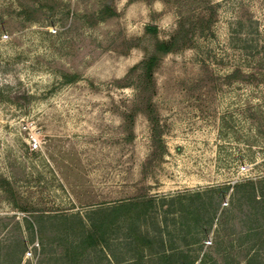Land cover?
Returning <instances> with one entry per match:
<instances>
[{
  "label": "rangeland",
  "instance_id": "obj_1",
  "mask_svg": "<svg viewBox=\"0 0 264 264\" xmlns=\"http://www.w3.org/2000/svg\"><path fill=\"white\" fill-rule=\"evenodd\" d=\"M107 3L118 14L102 17ZM182 20L187 44L154 68L153 139L138 76L118 80L150 49L147 24L168 39ZM236 68L251 78L229 80ZM249 177H264V0H0V264H64L57 238L79 240L75 214L137 200L138 231L161 230L195 264L225 251L243 263L254 216L231 185ZM125 211L78 264L134 261Z\"/></svg>",
  "mask_w": 264,
  "mask_h": 264
},
{
  "label": "trees",
  "instance_id": "obj_2",
  "mask_svg": "<svg viewBox=\"0 0 264 264\" xmlns=\"http://www.w3.org/2000/svg\"><path fill=\"white\" fill-rule=\"evenodd\" d=\"M100 13L102 17L118 14L116 9L109 3L104 4ZM157 31L158 28L156 25L147 24L145 26V32L149 34L152 39L151 47L145 56L140 61L131 65L125 75L118 80L119 84L127 85L132 82L135 75L138 76L139 90L140 92H144L146 94L145 98L143 97L144 102L142 103L140 109L147 113L150 121L152 122L153 139L160 138L158 118L155 115L154 107L151 103V88L154 84V68L162 56L187 44L192 34V28L182 20L180 21L176 31L168 39L160 38L157 35ZM251 76L252 74L243 73L239 68L234 69L228 74L229 80L235 78L248 80ZM122 80H124V83H121ZM231 187V202L234 203V199H236L239 206L240 204L241 206L246 205L248 209H250L248 213L250 214V219H253L254 216V220L251 221V224L247 225L246 230L238 236V240L241 241V243H243L244 240L247 242L245 248L248 251V254L245 255V261L243 263H235V255L226 253L225 251L221 254L219 262L215 257L203 253L197 264H264V257L262 254L264 249V229H261V226L264 223V177H259V179L253 177L244 178L233 183ZM195 194H200V192L196 191ZM152 200H154L153 195L148 196L147 199H144V202H142L147 206V204H153ZM166 200V196L160 197V207L163 211L170 210L171 208L170 204H167ZM136 202H139V200L134 202H122L114 206L111 211L106 213L102 212L98 218L92 219L90 217L89 221H85L80 214H75L78 226L81 228V236L79 240L74 243L73 241H68L67 238L65 239L61 237V234L59 233L60 235H58L59 238L57 239L58 243L63 247L60 256L62 262L64 264H78L87 248L96 245H101L102 247H104L105 244L107 245L106 236L109 226L112 223L111 221L119 218L118 209L126 207L124 218L128 221V232L134 236L132 241H136L138 246H141L142 250H139L138 253H134V261H128L120 264H195L198 257L191 255L188 250L174 245L172 239L165 237L161 230H158L155 234L150 236L148 233L141 232L136 229L137 223L142 221L140 217L144 214L142 211L143 209L141 211H137L134 206H132L134 211L130 210V205L135 203L132 205L136 206ZM146 206L143 207L146 208ZM198 208L199 206L197 204L191 207V204L185 203L180 204L177 209L178 212L184 216L187 209L189 212L198 214ZM214 216L215 212L213 215H209V218L205 222L210 223ZM197 220V218L194 219V226L198 225ZM217 220V229L219 231L225 223V214H222L217 218ZM186 223H188V221H186ZM188 225L189 223L187 226ZM38 231L41 234L40 243L42 244L41 250L44 255L46 243L43 234H45V230L41 224L39 225ZM216 245L219 248L220 241H217ZM143 250L148 251L147 255L144 254ZM42 258H40L39 262ZM118 261L122 262L120 260ZM24 264H29V261H25Z\"/></svg>",
  "mask_w": 264,
  "mask_h": 264
}]
</instances>
